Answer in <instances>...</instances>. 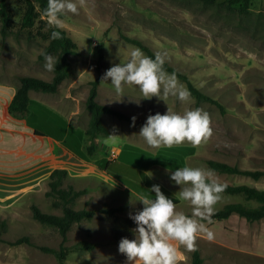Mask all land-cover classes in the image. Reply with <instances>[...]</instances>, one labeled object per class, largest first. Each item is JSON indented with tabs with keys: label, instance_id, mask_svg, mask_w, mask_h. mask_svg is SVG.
Listing matches in <instances>:
<instances>
[{
	"label": "rangeland",
	"instance_id": "374dc122",
	"mask_svg": "<svg viewBox=\"0 0 264 264\" xmlns=\"http://www.w3.org/2000/svg\"><path fill=\"white\" fill-rule=\"evenodd\" d=\"M5 1L12 23L6 34H2L0 21V76L7 70L19 73L27 69V75L50 81L53 71L45 70V60L39 57L48 43V38L44 37L48 33L46 18L40 15L32 27H22L24 1ZM77 4V13L61 17V29L74 41L76 49L70 55L71 75L62 81L63 88L55 99L63 92L72 93L73 98L63 100L64 109L67 103H73L74 109L75 105L79 106L78 111L70 115L69 127L82 131L84 150L90 143L85 131L91 113L84 102L91 82L98 74L103 76L113 64L126 61L131 50L138 47L125 41L123 35L141 41L154 54L166 51L165 63L187 75L197 89L221 107L211 102L198 103L191 94L183 102L171 95L165 100L156 96L141 98L142 93L135 85H124L123 97L115 93L110 78L101 80L96 101L116 108L130 119H118L108 113L101 115L108 134H97L94 138L97 150L83 159L95 165V171L85 173L87 164L65 156V164L78 180L70 181L67 174L62 186L72 184L75 188L87 189V193L72 204L74 209L122 206L121 213L125 216L142 209V203L135 202L138 193L98 168L101 160L116 157L120 150L148 155L151 160L143 163L142 169L177 198L179 185L170 179L175 169L154 162L156 154L167 146L152 148L139 134L148 115L163 114L168 107L180 113L201 107L212 117L213 133L207 142L199 146L187 141L173 145L194 147V153L187 155L180 167L211 169L206 160L215 159L243 169H264V0H251L248 11L243 13L239 12L238 4L229 7L227 0H215L210 5L201 0H77ZM100 46L103 58L98 70ZM178 82L187 89L179 78ZM133 116L136 117L134 124ZM114 130L118 135L110 134ZM215 174L224 184H246L264 190V176L254 179L216 171ZM44 193L27 197V203H18L15 210L0 212V221H5V227L0 229V264H126V256L118 251L119 242L113 237L110 222L99 214L73 223L64 241L55 227L33 219L32 204L43 212L61 214V209L53 208L52 199ZM131 200L135 203H130ZM231 202L257 205L241 194L221 193L215 210ZM176 205L178 211L191 215L189 202L178 199ZM207 227L214 238L208 239L205 234L198 236L195 250L202 258L201 264H264V218L248 221L232 214L227 219H212ZM21 236H29L34 244L7 242ZM129 238H133V234ZM82 240L93 242L94 248L70 251L63 263L53 253L39 248L58 249L61 244L71 246ZM178 247V264H190L193 251L182 245ZM85 252L89 257L81 259L79 255Z\"/></svg>",
	"mask_w": 264,
	"mask_h": 264
},
{
	"label": "trees",
	"instance_id": "16d2710c",
	"mask_svg": "<svg viewBox=\"0 0 264 264\" xmlns=\"http://www.w3.org/2000/svg\"><path fill=\"white\" fill-rule=\"evenodd\" d=\"M25 3V11L22 16L21 26L32 27L35 23V19L42 15L44 9L47 7L48 0H22ZM204 4H213L215 0H201ZM251 0H227V4L231 7L234 4H238L239 12H247ZM0 21H1V33L6 34L8 28L12 23V16L8 9L5 0H0ZM43 22V21H42ZM44 23V22H43ZM47 24V22H46ZM48 25V24H47ZM53 30H59L62 33V38L51 39V32ZM48 38V43L43 48L42 52L55 54L59 59L56 69L53 71V77L50 81H46L40 78L32 76H19L20 85L17 88L10 104L9 111L13 114H24L28 111L30 103L28 92L29 90L41 91L46 93H54L58 90L59 84L70 77L71 75V63L70 55L75 53L76 44L66 34L63 29H53L48 25V33L44 34ZM125 41L132 43L141 48L146 55L154 58V53L148 46L143 44L141 41L127 36H122ZM98 62L96 68L100 69V61L103 58L102 46L98 49ZM39 57L44 58L41 53ZM165 69L169 73H175L176 76L186 84V87L190 94L195 97L198 103L200 102H211L213 104L221 105L209 97L208 95L197 89L190 81L189 77L174 67L165 63ZM102 76L98 74L95 79L91 82L88 96L85 100V107L91 113L88 127L85 133L90 139V143L86 146L85 150L81 145L82 131L78 129H72L69 127L67 121L61 116L51 113V111L38 102H34L35 105H40L46 109V112L50 113V119L57 118L58 122L62 123V129L59 128L58 124L54 121L44 122V118H40L38 122L34 124V131L36 134L45 135L49 134L61 141L65 148L70 151L73 155L81 159H88L97 150V144L94 138L97 134H108L107 128L103 125L101 115L108 113L115 116L118 119L129 120L130 117L117 110L116 108L102 104L96 101L97 87L101 82ZM163 150L156 154V163L160 164L164 168L176 169L180 167L187 155L194 153L193 146H172L164 147ZM131 151V150H130ZM163 152V153H162ZM137 155V156H135ZM150 157L145 154L135 153L131 151V154L125 153L120 150L119 154L114 158L103 159L98 163V168L105 173L111 174L113 177L123 182L125 185L132 188L138 194H147L154 197V193L150 191L153 184H159L151 179V177L142 169V165L145 162H149ZM207 165L216 172L226 174H238L249 176L254 179H258L264 176V169H243L237 165H231L229 163L218 161L215 159H207ZM67 176V170L64 168L53 169L48 178V189L44 195L47 198H51V205L53 208H60L61 214H53L43 212L38 206L32 204L30 207L31 216L41 224L50 225L55 227L62 237V240H66L67 233L73 223H78L83 220H90L96 214L103 219L110 222L111 230L114 239L119 242L122 237H130L136 227L134 221L129 216L123 215L122 206H109L99 208H81L74 209L72 204L76 199L87 193L86 188H75L72 184H67L65 187L62 186L64 178ZM161 191L167 196L174 199L175 203L178 201L176 196L166 189L163 185ZM227 187L223 193L227 194H241L247 201L257 202L256 206H246L240 202H231L225 204L223 207L215 210V214L212 219L223 220L230 217L232 214H238L244 217L248 221H256L264 218V190L252 187L246 184L230 185L226 184ZM5 227V221H0V229ZM11 245H18L21 243H27L33 245L29 236H21L13 241H7ZM95 244L87 240L78 241L71 246H65L61 244L58 249L39 246V248L45 252L53 253L61 263L64 262L67 254L70 251L86 250L90 251L94 248ZM202 258L197 250L193 251L190 264H201Z\"/></svg>",
	"mask_w": 264,
	"mask_h": 264
},
{
	"label": "clouds",
	"instance_id": "9594fccd",
	"mask_svg": "<svg viewBox=\"0 0 264 264\" xmlns=\"http://www.w3.org/2000/svg\"><path fill=\"white\" fill-rule=\"evenodd\" d=\"M77 12V0H48L43 15L49 26L61 29V17ZM50 38H62L61 31L53 30ZM41 55L45 60V70L54 71L59 59L47 52H41ZM166 57V51L156 52L153 58L141 48H133L126 61L115 63L104 72L102 80L108 81L110 78L115 93L121 96L124 85H135L142 93L141 98L156 96L165 100L171 95L182 102L187 101L190 92L179 84L174 72L169 73L165 69ZM131 119L134 124L136 117ZM211 123L210 113L201 107L189 108L183 113L168 107L163 114L157 112L148 115L139 134L152 148H171L185 141L199 146L212 136ZM110 134L118 135L115 130ZM170 179L179 185L177 198L191 204V215L178 211L174 199L162 192L159 184H153L150 188L154 197L138 194L135 202H141L143 207L129 212V218L136 225L133 238L125 236L118 243V251L126 256V264H178V245L194 251L200 234H205L208 239L214 238L207 224L212 222L215 205L227 185L219 181L213 169L203 167H178L171 172ZM79 256L87 259L89 254L85 252Z\"/></svg>",
	"mask_w": 264,
	"mask_h": 264
},
{
	"label": "crops",
	"instance_id": "0c3cea01",
	"mask_svg": "<svg viewBox=\"0 0 264 264\" xmlns=\"http://www.w3.org/2000/svg\"><path fill=\"white\" fill-rule=\"evenodd\" d=\"M22 72L7 70L0 76V212L6 209L15 210L19 204L27 203V197L44 193L47 190L49 174L55 168L66 169L70 181H77L71 175V167L65 164L64 158L67 155L87 164L88 170L85 173L95 171V165L73 155L54 136L39 135L34 131V124L41 117L44 122L54 121L62 129V123L57 118L49 120L51 114L45 108L61 115L70 125V115L77 112L79 106L75 105L74 109L73 103H67L68 106L64 109L63 100L67 97L73 98L71 92H63L60 98L55 99L58 91L63 88L64 81L54 93L29 90L30 103L24 114H13L9 111V104L20 85L17 76H30L27 75V69ZM34 102L45 108L35 105ZM23 201L24 203H20Z\"/></svg>",
	"mask_w": 264,
	"mask_h": 264
}]
</instances>
